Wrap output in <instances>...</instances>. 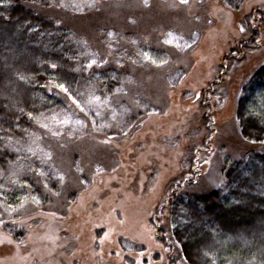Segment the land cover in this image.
<instances>
[{"label":"rangeland","instance_id":"374dc122","mask_svg":"<svg viewBox=\"0 0 264 264\" xmlns=\"http://www.w3.org/2000/svg\"><path fill=\"white\" fill-rule=\"evenodd\" d=\"M93 6L79 14L38 10L60 17L88 45L101 62L95 68H115L131 80L100 116H85L60 95L68 113L51 121V129L39 127L26 147L28 157L40 164L31 180L49 202L0 205V264H173L176 256L175 264H185L177 251L158 242L150 219L183 173L187 151L201 150L195 167L198 194L224 186L217 185L224 180L226 157L238 161L251 150L264 151V144L241 137L235 119L242 85L264 66V0H244L239 10L220 0H112ZM250 15L259 29L257 49L225 75L220 95L203 99L199 95L215 83L224 56L249 39L245 18ZM142 47L165 58L153 64ZM179 71L185 74L175 86L170 76ZM122 103L137 117L127 132L107 110ZM202 107L208 109L205 114ZM66 118L68 125L61 122ZM92 120H98L95 127ZM54 131L61 134L54 136ZM44 165L56 177L64 176L57 193L48 183L45 187L39 174ZM161 224L168 225L166 215ZM121 242L143 250H124Z\"/></svg>","mask_w":264,"mask_h":264},{"label":"trees","instance_id":"16d2710c","mask_svg":"<svg viewBox=\"0 0 264 264\" xmlns=\"http://www.w3.org/2000/svg\"><path fill=\"white\" fill-rule=\"evenodd\" d=\"M107 1L112 0H0V205L15 207L25 197L38 206L49 202V197L31 180L32 170L36 172L40 164L37 158L28 157L26 147L41 124L51 129V121L62 120L69 111L60 96L64 93L55 84L64 83L70 91L78 90L84 96L94 92L104 101L122 93L131 80L128 73L115 68H88L95 58L88 45L60 17L39 11L54 8L79 14ZM220 1L234 10L244 3ZM252 19V15L245 18L249 39L224 56L215 83L199 95L203 99L220 95L225 75L242 64L247 53L257 49L254 42L260 34L251 25ZM155 52L141 49L142 54L156 61L165 58ZM184 74L176 72L170 82L176 86ZM111 106L108 111H131L125 103L121 104L124 108ZM205 108L204 114L208 110ZM115 118L124 132L137 120L128 112L115 113ZM235 119L246 142L264 144V66L242 85ZM198 152L195 148L187 151L183 173L167 189L162 208L150 219L158 242L177 251L185 264H264V151L251 150L238 161L226 157L224 186L204 194L194 192L199 177L195 172ZM42 169L43 182L57 193L60 182L56 173L49 165ZM164 215L167 226L161 224ZM5 227L12 231L10 226ZM15 233L16 238L23 237L22 232ZM122 247L143 250L135 243H122ZM176 259L177 256L170 262L175 264Z\"/></svg>","mask_w":264,"mask_h":264},{"label":"snow or ice","instance_id":"6c2138e0","mask_svg":"<svg viewBox=\"0 0 264 264\" xmlns=\"http://www.w3.org/2000/svg\"><path fill=\"white\" fill-rule=\"evenodd\" d=\"M180 2L182 4H187L188 3V0H180ZM241 30H243V29H241ZM168 35L171 36L172 34L169 33ZM165 42L166 43H171L172 41L171 40H167ZM144 56L147 59L151 60V62L153 64H156L157 63V61L155 59H152V57L149 56L147 53H144ZM102 63H107V61L104 60V61H102ZM95 64H97V60L93 59L91 61V63H89L87 65V67L88 68H91ZM98 66H102V65H98ZM157 66H159V65H157ZM52 67L55 68L56 65L53 64ZM55 87L59 88V90L66 95L67 99L70 100L71 103L73 105H75L76 108L79 109L80 112L84 113L85 116H87L89 112H93V114L95 116H100L101 115L100 109L103 108L106 104H110L111 103V100L110 99H105L104 101H102L101 100V97L99 95H96L94 92H89V94L87 96H84L78 90L70 91L69 90V87L66 86L64 83H57V84H55ZM116 92L119 93L120 92V89H117ZM137 106H139V102L138 101H137ZM125 111L127 112L128 109H125ZM112 112H113V118H115V109H112ZM30 118L34 119L33 117H31V115H30ZM61 122L63 124H65V125H68L70 123V120L66 118V119H64ZM37 123H39V121H37ZM76 123L79 124V125H81L82 127H87V125L85 124V122H84L83 119H77L76 120ZM96 123L97 122L95 120H92V124H93L94 127H95ZM103 126L104 127H108V125H103ZM41 127L47 128L48 126L46 124H41ZM60 134L61 133H59L58 131L52 132V135H54V136L60 135ZM33 135H34V133H33ZM102 142L103 143H108L109 140H104ZM29 151H31V149H29ZM46 156H47V158L49 160L52 158L51 157V153H46ZM13 174L15 175V173H13ZM39 174L41 176H43L44 175V172L41 171ZM57 179L62 182L64 180V176L63 175H58L57 176ZM223 184H224V180H223V178H221L220 181H219V184L217 186L219 187V186H222ZM21 187H23V185H21ZM45 187H47V184H45ZM26 199L27 198L25 197V200ZM33 199H35V198H33ZM21 207H23V204H21ZM11 211H17V209H14L13 208V209H11ZM205 255H208V253L205 252Z\"/></svg>","mask_w":264,"mask_h":264}]
</instances>
